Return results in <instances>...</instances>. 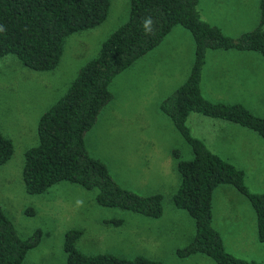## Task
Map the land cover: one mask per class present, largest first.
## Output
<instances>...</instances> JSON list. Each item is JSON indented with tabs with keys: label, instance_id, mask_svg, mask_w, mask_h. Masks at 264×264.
I'll use <instances>...</instances> for the list:
<instances>
[{
	"label": "rangeland",
	"instance_id": "374dc122",
	"mask_svg": "<svg viewBox=\"0 0 264 264\" xmlns=\"http://www.w3.org/2000/svg\"><path fill=\"white\" fill-rule=\"evenodd\" d=\"M128 9V0H109L106 18L99 25L64 39L59 61L51 70L29 69L12 54L0 57V133L12 144L10 157L0 165V206L18 236L26 237L35 229L40 232L37 245L27 250L22 264H65L62 242L69 229L81 230L75 245L85 254L141 255L162 264H215L203 254H175L194 233L193 220L171 202L179 182L175 162L189 159L191 151L161 113L159 103L182 83L192 61V38L181 26H174L158 46L111 79L108 90L112 98L84 136L88 154L104 163L120 187L142 196L161 195L160 216L150 218L98 205L95 189L67 181L39 194L24 191L23 153L37 143V119L65 92L78 69L96 55L101 42L126 20ZM199 11L206 17L204 21L230 37L252 29L259 14L258 0L204 1ZM215 52L216 57H211ZM235 54L210 49L207 64L221 68L218 74L209 72L210 80L222 76L225 69L235 79L237 91L220 94L225 84L218 83L220 88L214 92L203 83L202 93L213 102H239L264 118V59L257 52H243L240 60L251 65L255 79L242 82L234 73ZM247 54L251 55L249 61ZM186 126L211 152L242 170L249 192H264V138L237 124L194 112L188 114ZM174 150L178 158L173 156ZM77 199L84 201L78 210ZM26 208L33 214L25 213ZM211 225L226 252L264 264V241L256 240L254 212L233 186L220 184L212 191Z\"/></svg>",
	"mask_w": 264,
	"mask_h": 264
},
{
	"label": "trees",
	"instance_id": "16d2710c",
	"mask_svg": "<svg viewBox=\"0 0 264 264\" xmlns=\"http://www.w3.org/2000/svg\"><path fill=\"white\" fill-rule=\"evenodd\" d=\"M128 16L100 44L97 53L82 65L65 92L37 119V143L23 153L21 177L27 194H39L60 181L95 189L98 205L127 209L140 215L160 216L161 195H138L120 187L99 159L91 157L84 144L102 107L112 98L111 79L135 60L158 46L174 27L186 29L193 42L189 71L159 110L171 121L188 144L191 157L177 159L178 185L171 195L172 205L184 209L194 223L187 244L175 249L185 257L195 253L215 264H262L237 258L224 250L218 232L211 225V197L220 184L233 186L243 194L254 212L256 240L264 241V192H249L242 170L211 152L186 126L189 113L225 120L245 127L264 138V118L238 103L213 102L200 92V75L205 53L210 49L254 51L264 59V0H258V21L235 37L200 18L197 0H128ZM109 0H0V57L12 54L35 71L53 69L62 53L64 39L75 32L99 25L108 12ZM151 16L153 32L145 35L142 18ZM12 153V144L0 133V165ZM178 158L177 152H172ZM33 214L31 208L24 210ZM117 223V222H116ZM80 229L63 235L65 264H162L136 255L131 258L108 253L85 254L76 248ZM40 232L18 236L0 206V264H22L27 250L37 245Z\"/></svg>",
	"mask_w": 264,
	"mask_h": 264
},
{
	"label": "crops",
	"instance_id": "0c3cea01",
	"mask_svg": "<svg viewBox=\"0 0 264 264\" xmlns=\"http://www.w3.org/2000/svg\"><path fill=\"white\" fill-rule=\"evenodd\" d=\"M204 1H206L208 3V2H211V1H217V0H197V10H198V13L200 15V18L203 19V20H205L206 17L204 18L201 15V13L199 11V7H200L201 3L204 2ZM202 8L204 9V8H207V7L206 6H203ZM213 50H216V49H213ZM223 50H229V51H235V52H237V54H235L236 56H234L236 59L233 60L234 61V64L236 65V70L234 71V73H238V76H240V81L244 82V81H247L248 80L250 82L251 79H255V78H253L252 73H251L252 72L251 71V65L248 64V62L247 63H244V62H242L240 60V58L243 57V55H244L243 52H249V51L233 50V49H223ZM208 53H209V50H207L206 53H205V60H204V63L202 65L201 75H200L199 87H200V92H201L202 96L204 98H206L205 95H203L202 90H201L202 89L201 87L203 86L202 85L203 83H205L204 84L205 86L207 85L210 88L214 89V92H216V90H218L220 88L219 85H218V83L225 84L224 89L219 92L220 94H221V92H224L225 90H229V91L236 90L237 91V84H235L236 83L235 79L232 80L229 77V75H227L228 72H226L227 70H225V69H224V72L225 73L222 76H218V77L217 76H214L212 78V80H210L208 78L209 72H212V70H214V73L218 74L220 72L219 70L221 69V68L220 69H217L216 68L217 66L212 67V62H210L209 64H207V56H208ZM217 53L218 52H215V54H213L211 57H216ZM239 53H241V54H239ZM246 58L248 59V61L251 60V55L250 54H247L246 55ZM188 71H189V69H188ZM188 71H186V72L188 73ZM186 75H185V77H186ZM203 76L206 77V78L203 79ZM206 93L209 94L211 92L207 90ZM206 99H208V98H206ZM208 100L212 101V99H210V98ZM237 103H239V102H237Z\"/></svg>",
	"mask_w": 264,
	"mask_h": 264
},
{
	"label": "clouds",
	"instance_id": "9594fccd",
	"mask_svg": "<svg viewBox=\"0 0 264 264\" xmlns=\"http://www.w3.org/2000/svg\"><path fill=\"white\" fill-rule=\"evenodd\" d=\"M153 24H154V21H153L151 16L142 18L141 28H142L143 32L145 33V35L152 34ZM0 31H3V28H0ZM82 207H84V201L82 199H77L75 201V208L78 210Z\"/></svg>",
	"mask_w": 264,
	"mask_h": 264
}]
</instances>
